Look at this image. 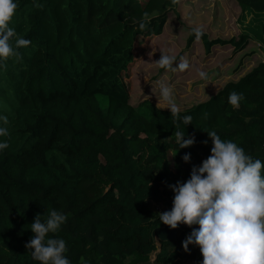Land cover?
<instances>
[{
  "label": "trees",
  "instance_id": "obj_1",
  "mask_svg": "<svg viewBox=\"0 0 264 264\" xmlns=\"http://www.w3.org/2000/svg\"><path fill=\"white\" fill-rule=\"evenodd\" d=\"M126 1L16 0L10 27L31 44L20 49L22 62H0V116H8L11 137L0 151V264H39L25 244L35 216L51 209L68 217L55 236L66 241L71 264H202L197 246L182 247L192 229L155 236L165 225L152 206L173 207L168 185L186 182L211 154L208 131L264 162V62L180 113L192 116L185 134L195 136L180 149L171 112L149 101L132 106L127 83L136 58L127 38L162 35L168 13L147 20L144 31L90 26ZM235 1L252 16L250 33L230 40L204 33L207 54L264 44V0ZM196 40L190 30L187 48ZM232 91L244 94L239 108L228 102Z\"/></svg>",
  "mask_w": 264,
  "mask_h": 264
},
{
  "label": "clouds",
  "instance_id": "obj_2",
  "mask_svg": "<svg viewBox=\"0 0 264 264\" xmlns=\"http://www.w3.org/2000/svg\"><path fill=\"white\" fill-rule=\"evenodd\" d=\"M176 3V0H173ZM33 7H42L35 4ZM19 4L16 0H0V62L13 60L22 62L20 49L30 46L31 41L10 27ZM148 13H144L138 28L148 27ZM197 40L204 31L202 27L191 29ZM259 43V42H258ZM154 62L161 68L172 72H183L190 68L189 61L172 54L161 52ZM173 65H177L173 67ZM201 79H208V73L198 70ZM160 94L168 104L173 117V136L180 149L195 144V136H186L185 127L192 123V116L181 117V107L174 102L173 89L159 83ZM245 97L243 93L232 91L228 102L239 108ZM9 118L0 116V151L10 147ZM212 141L211 154L201 166H193L186 182L168 185L174 193L173 207L170 211L157 214L160 222L171 229L180 224L188 227L199 225L182 242L186 253L189 245L200 249L202 264H264V162L254 159L244 148L232 140L222 139L215 130L207 132ZM205 144L207 141L204 142ZM190 162V154L182 157ZM67 215L51 209L42 219L37 214L30 225L34 236L25 244L31 251L34 261L39 264H71L65 256L68 251L66 241L55 236L67 221ZM132 257H128L131 261Z\"/></svg>",
  "mask_w": 264,
  "mask_h": 264
},
{
  "label": "rangeland",
  "instance_id": "obj_3",
  "mask_svg": "<svg viewBox=\"0 0 264 264\" xmlns=\"http://www.w3.org/2000/svg\"><path fill=\"white\" fill-rule=\"evenodd\" d=\"M144 13H148L147 20L168 13V21L160 36L127 38L134 45L136 53L127 78L130 104L134 107L149 101L160 110L170 111L160 94L159 83L162 82L173 89L174 102L184 112L208 101L228 82L237 81L264 60V49L257 39L252 41L242 56L234 54L231 47L214 48L209 55L201 40H196L187 48L190 30L195 26L202 27L210 39H238L248 33L252 16L243 13L235 0H176V3L173 0H127L115 9L114 14L101 13L90 26L95 31H109L114 35L124 27L134 32L138 30L136 27L144 18ZM161 52L186 58L190 68L183 72H172L159 67L154 62L160 59ZM198 70L207 72L208 79H201ZM157 206L154 204L152 209L155 211ZM159 207L161 213L172 209L165 204ZM183 227L188 229L186 225ZM164 229L165 226L160 230ZM175 235L176 231L171 228L155 234L164 239ZM154 262L155 258H152Z\"/></svg>",
  "mask_w": 264,
  "mask_h": 264
},
{
  "label": "water",
  "instance_id": "obj_4",
  "mask_svg": "<svg viewBox=\"0 0 264 264\" xmlns=\"http://www.w3.org/2000/svg\"><path fill=\"white\" fill-rule=\"evenodd\" d=\"M183 225H184V224H180L176 229H173L174 231H176V235H175V237H176V236L178 235V233H179V228H184ZM198 228H199V225H198V224H197V225H193L191 228L188 227V229H192V230H195V229H198ZM168 229H169V227L165 225V229H164V230H167V231H168ZM164 230H162V231H164ZM171 238H174V236H171Z\"/></svg>",
  "mask_w": 264,
  "mask_h": 264
},
{
  "label": "crops",
  "instance_id": "obj_5",
  "mask_svg": "<svg viewBox=\"0 0 264 264\" xmlns=\"http://www.w3.org/2000/svg\"><path fill=\"white\" fill-rule=\"evenodd\" d=\"M255 41H256V40H255ZM257 41L261 43V45H262V47H263V49H264V44H263L261 41H259V40H257ZM251 43H252V42H251ZM249 47H250V45H249ZM249 47H248V48H249ZM248 48H247L246 50H248ZM246 50H245V51H246ZM245 51H243V52H241V53H238V55H239V56H242V55L244 54ZM245 54H246V53H245ZM257 57L260 59V55H258ZM261 62H264V60H262ZM234 64H235V63L231 64V66H233ZM194 263H195V262H194Z\"/></svg>",
  "mask_w": 264,
  "mask_h": 264
},
{
  "label": "built area",
  "instance_id": "obj_6",
  "mask_svg": "<svg viewBox=\"0 0 264 264\" xmlns=\"http://www.w3.org/2000/svg\"><path fill=\"white\" fill-rule=\"evenodd\" d=\"M156 211H157L158 213H161V212H162V210H161V208H160L159 206H157ZM179 229H181V228H179ZM188 264H195V263H194V262H191V263H188Z\"/></svg>",
  "mask_w": 264,
  "mask_h": 264
}]
</instances>
